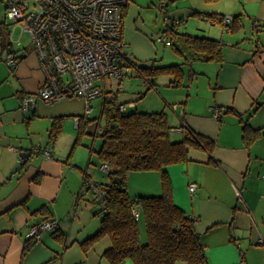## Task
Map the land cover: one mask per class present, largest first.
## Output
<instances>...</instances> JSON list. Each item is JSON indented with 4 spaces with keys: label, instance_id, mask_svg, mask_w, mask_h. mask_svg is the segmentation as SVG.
Masks as SVG:
<instances>
[{
    "label": "crops",
    "instance_id": "1",
    "mask_svg": "<svg viewBox=\"0 0 264 264\" xmlns=\"http://www.w3.org/2000/svg\"><path fill=\"white\" fill-rule=\"evenodd\" d=\"M144 8L143 0H130L124 9L122 35L130 59L150 65L156 51ZM193 13L200 28L195 33L220 40L223 60L183 65L184 92L177 90L174 95L185 94L184 101L179 98L180 110L174 106L168 113L162 107L166 98L156 95V85L146 90L143 77L133 70L120 81H108V90L130 91L129 104L119 100L125 110H163L172 127L184 123L213 141L211 152L190 147L188 161L165 167L174 202L195 218L207 264H264V0H242L231 8L213 3ZM205 13L233 15L236 21L224 28L205 19ZM5 18L0 0L1 24ZM254 19L260 24L252 29ZM172 20L178 21L176 29L183 31L181 24L187 27L183 32L194 33L188 18L164 19L165 23ZM0 33V264H113L106 256L111 247L108 236L87 250L80 245L98 230L101 219L92 193L83 188L84 170L99 183L109 182L97 155L102 140L93 146L81 137L79 148L71 147L78 129L75 121L84 115L85 102L79 97L51 104L38 101L33 111L23 112L21 99L42 85L44 75L35 51L13 52ZM10 55L17 58L15 70L6 63ZM175 56L180 57L173 55L175 61ZM214 108L221 110L220 115ZM55 117H62V131L52 142L48 135ZM245 121L251 131L258 132L249 143L243 137ZM90 125L86 134L98 136L91 134L95 129H89ZM172 129L174 138L183 136ZM35 147L48 153L37 152ZM22 151L31 153L24 163H20ZM125 182L132 197L162 191L159 170L131 171ZM192 183L196 184L194 192L189 191ZM48 218L57 221V228L28 240L29 228ZM142 225L138 221L140 242L146 241L144 219ZM119 264L133 263L126 259Z\"/></svg>",
    "mask_w": 264,
    "mask_h": 264
},
{
    "label": "trees",
    "instance_id": "2",
    "mask_svg": "<svg viewBox=\"0 0 264 264\" xmlns=\"http://www.w3.org/2000/svg\"><path fill=\"white\" fill-rule=\"evenodd\" d=\"M222 17L224 14L205 13V19L211 23L219 22L226 28ZM177 24L173 20L166 23L161 33L166 44L184 59L182 63L161 64L157 63L158 59H154L150 65H143L130 60L132 70L143 77L147 84L146 90L154 87L157 77L162 74L173 77L171 84L182 85L183 65L191 67L195 61L223 60V44L220 40L180 31L176 29ZM110 92L103 96L99 119L85 114L78 117L76 138L71 146L73 149L80 143L82 135L88 132L86 127L89 123L95 124V131L91 134L102 137V144L97 150L98 158L110 167V171L106 172L109 182L102 183L106 187L105 206L100 207L93 195L96 213L101 216L100 227L80 245L87 250L102 236H108L111 247L106 251V256L113 264L126 259H130L133 264H207L206 250L194 228L195 218L175 204L172 184L165 167L188 161L190 147H201L211 152L213 141L189 130L187 126L188 132L176 139L170 131L173 127L165 111L122 109L123 103L118 99V92ZM102 117L105 118L104 125L99 122ZM61 122L62 117H55L51 122L48 136L52 142L62 131ZM248 126L245 121L242 128L244 140L249 143L258 132L251 131ZM148 169L161 172L162 191L157 195L131 198L125 182L127 174ZM133 203L137 204L144 219V242H140L139 218H134ZM30 243L24 246L23 254Z\"/></svg>",
    "mask_w": 264,
    "mask_h": 264
},
{
    "label": "built area",
    "instance_id": "3",
    "mask_svg": "<svg viewBox=\"0 0 264 264\" xmlns=\"http://www.w3.org/2000/svg\"><path fill=\"white\" fill-rule=\"evenodd\" d=\"M159 9L165 14L168 0H159ZM5 17L27 31L33 42L44 82L33 92L23 96L21 110L31 112L38 101L48 104L69 97H79L85 102V115L91 113L92 99L109 95L108 81H120L132 71L130 56L124 41V9L130 0H3ZM233 15H224L228 28L234 21ZM167 19V18H166ZM174 23L178 22L176 20ZM260 24L254 19L252 29ZM158 41L166 42L164 36ZM6 63L15 70L17 58L10 55ZM124 105L121 106L124 109ZM220 115L221 110L214 108ZM79 118H76L78 126ZM172 130L188 132L183 123ZM47 154L46 149L34 148ZM102 170L109 172L107 163ZM83 188H88L100 207L105 206L106 187L93 180L90 172L84 170ZM264 180V174L261 175ZM194 192L196 184L189 186ZM134 218L140 216V209L133 203ZM57 221L42 220L27 231L28 240H37L41 232L55 230ZM262 241V239L260 240Z\"/></svg>",
    "mask_w": 264,
    "mask_h": 264
},
{
    "label": "rangeland",
    "instance_id": "4",
    "mask_svg": "<svg viewBox=\"0 0 264 264\" xmlns=\"http://www.w3.org/2000/svg\"><path fill=\"white\" fill-rule=\"evenodd\" d=\"M240 1L242 0H217V1H206V0H173L172 1V0H168L167 6H166L167 11L164 14L162 10L159 9V6H158L160 2L159 0H143L144 5H145V8H144L145 12L143 14V16L145 17V22L147 23L149 27H152L151 28L152 32L149 33L150 34L149 36L153 41V44H154L153 47L156 51L157 58L155 56L154 58L159 59V61L163 64L179 63L182 61L181 57H178V56H175L177 57L176 61L172 59L173 55H177V54L172 50V48L169 45H167L166 43L162 41L157 40L159 35L163 36L161 31L165 27L166 23L164 19L167 18V16L169 18H172V16H178V17L183 16L184 18H188V20H190L188 23V27L191 29L192 32H194L190 34H196L200 30V28H198V25H195V23L198 22V19H197L198 16L197 14L193 13L194 11L205 9L209 5H212L213 3L226 7V8L227 7L231 8L232 5L234 4L237 5ZM180 26L183 31H185L187 28L185 25L180 24ZM1 30L3 31V37H4L5 44L6 43L10 44V47H12L13 52L18 53L19 50L21 51V49L23 50L32 49L33 51L34 49L33 42H32V39H30L31 35L27 31L22 30V27H19V24H16L13 21L5 18L4 24L0 23V31ZM1 34L2 33H0V39L2 38ZM129 78L130 77L126 79H129ZM171 79L172 77L167 74L159 75L156 79V91H155L157 93L156 95L160 96V98H162V96L166 98L167 103L164 102L162 107H164V109H166L168 113L170 112L171 109H174V106H177L178 108L180 107L179 98H183L182 99L183 101L186 98L184 96L185 94L183 95V93L182 94L178 93L179 95H176V97L174 96L175 93H177L176 92L177 90L182 92V90L185 87L183 85H178L176 87L171 86L170 82H168ZM118 94H119L118 95L119 100L121 102L125 101L126 105L129 104L127 101L130 98L129 96L130 91L128 92L123 91L121 93L119 92ZM102 101H103V97H100V96L92 99L91 101L92 111L89 115L91 118L99 119L100 113H101L100 108L102 105ZM133 109L129 108V110H133ZM104 120H105L104 117H102V119L99 120L101 125L105 124ZM89 129L94 130L95 124H91ZM82 139L84 143L88 142L89 144L96 146L101 142L102 137L99 135L94 137L88 134H83ZM76 147L79 148L78 146ZM77 148L75 149L74 154L77 152ZM131 193H130V196L132 197L133 195H131ZM150 195H156V194H150ZM132 198L134 199L136 197L134 196ZM138 221H139L140 226H143L142 225L143 219L141 218ZM180 264H183V263H180Z\"/></svg>",
    "mask_w": 264,
    "mask_h": 264
},
{
    "label": "water",
    "instance_id": "5",
    "mask_svg": "<svg viewBox=\"0 0 264 264\" xmlns=\"http://www.w3.org/2000/svg\"><path fill=\"white\" fill-rule=\"evenodd\" d=\"M21 160H20V163H24L25 160H27L30 156H31V153L29 151H22L20 152L19 154ZM18 164L15 165V168Z\"/></svg>",
    "mask_w": 264,
    "mask_h": 264
}]
</instances>
